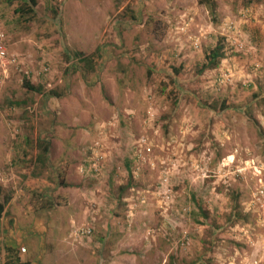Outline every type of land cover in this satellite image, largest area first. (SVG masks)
Returning <instances> with one entry per match:
<instances>
[{"label": "rangeland", "instance_id": "374dc122", "mask_svg": "<svg viewBox=\"0 0 264 264\" xmlns=\"http://www.w3.org/2000/svg\"><path fill=\"white\" fill-rule=\"evenodd\" d=\"M214 2L0 0L1 263L264 264V0Z\"/></svg>", "mask_w": 264, "mask_h": 264}, {"label": "trees", "instance_id": "16d2710c", "mask_svg": "<svg viewBox=\"0 0 264 264\" xmlns=\"http://www.w3.org/2000/svg\"><path fill=\"white\" fill-rule=\"evenodd\" d=\"M7 1H12V0H7ZM19 1H22L23 3L16 8V12H18L21 15V17H23L27 21L31 20L34 17L33 7L36 5V0H19ZM197 1L199 4L205 5V7L208 9L210 14L213 15L215 14L216 4L214 0H197ZM97 52L98 51H95L89 57L85 58L89 67H92V64L94 62H97V60L100 58ZM220 56H221L220 47L215 46L206 54L205 56L206 61L202 65L201 69L216 66ZM23 84L29 90H33V91L41 90L40 87L33 85L28 80H25ZM47 149H48V145L46 143L43 145L42 148L40 147V152L37 156V159L39 160L41 165L45 163ZM6 201L7 199L5 198L3 202H0V213ZM52 205L53 203L50 200L43 198L40 192H33L28 201V210L31 213H35L40 208L41 209L51 208ZM3 248L5 251V261L3 264H29L28 261H21L20 257L18 256V252L12 246L5 245Z\"/></svg>", "mask_w": 264, "mask_h": 264}, {"label": "crops", "instance_id": "0c3cea01", "mask_svg": "<svg viewBox=\"0 0 264 264\" xmlns=\"http://www.w3.org/2000/svg\"><path fill=\"white\" fill-rule=\"evenodd\" d=\"M5 198H3V200H4ZM7 199V198H6ZM3 200L2 201H0V202H3ZM8 202V199H7V201L5 202V204ZM9 203V202H8ZM7 203V204H8ZM4 204V205H5ZM6 208H7V205L4 207L3 206V209L1 210V213H0V217H4V214L6 213ZM7 217V216H6ZM8 217L9 218H11L12 217V215H8ZM14 217V216H13ZM14 219L16 220V217H14ZM27 235H23V237H26V241H25V243H26V248H27V253L25 254L27 257V259L25 258H20L21 259V261H28L29 262V264H35V263H38V260H39V257L37 258V256L38 255H40V253L42 252V250H41V248H42V246H41V243H40V246L39 247H36V245L35 246H32L31 245V243L32 242H38V240H40L39 238H38V240H37V235L36 234H32V231H27V233H26ZM29 239V240H28ZM31 239H32V241H31ZM5 240H7V238L5 239ZM41 241V240H40ZM7 243V242H6ZM7 246H13L12 245V243H10V244H6ZM5 246V245H4ZM1 250L5 253V251H4V248L3 247H1ZM21 250H25L26 251V249H25V247H23V248H21ZM0 258H1V256H0ZM5 261V260H4ZM4 261H2V263L0 262V264H3L4 263Z\"/></svg>", "mask_w": 264, "mask_h": 264}, {"label": "built area", "instance_id": "2783aa9c", "mask_svg": "<svg viewBox=\"0 0 264 264\" xmlns=\"http://www.w3.org/2000/svg\"><path fill=\"white\" fill-rule=\"evenodd\" d=\"M0 260H1V258H0Z\"/></svg>", "mask_w": 264, "mask_h": 264}]
</instances>
